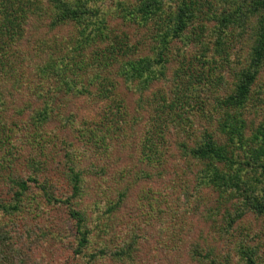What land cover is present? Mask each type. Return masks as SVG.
<instances>
[{"label":"rangeland","instance_id":"obj_1","mask_svg":"<svg viewBox=\"0 0 264 264\" xmlns=\"http://www.w3.org/2000/svg\"><path fill=\"white\" fill-rule=\"evenodd\" d=\"M118 1L122 6L139 2ZM93 4L100 9L99 14L107 18L111 38L117 37L123 43L131 44V49L139 45L142 49L146 47L142 45L152 42L150 23L147 28V25L140 26L134 16L122 19L115 0H94ZM111 14L115 15L112 19ZM70 31L71 26L52 30L45 22L31 18L20 40L15 43L17 53L8 55L7 72L0 70V129L9 134L8 140L0 142V158L4 159V167L0 170V201L6 205L17 204V209L0 207V264H84L87 252L85 255L74 253L79 236L69 211L75 209L84 214L83 228H93L99 217L110 223L107 221L109 213L104 212L110 203L114 209L111 215L116 223L113 224L114 230L119 229L121 238L135 233L138 248L133 264H197L190 255L192 244L204 246L211 243L216 245V252L226 253L228 238L230 241L243 239L256 245L260 263L264 264V217L245 214L234 222L233 237L215 230L224 224L223 207L218 214L208 213L217 205L218 193L199 185L197 173L204 164H195L192 157L180 148L181 143L193 146L206 129L207 120L199 114L193 116L194 123L189 131L182 133L172 127L159 135L148 132L147 112L142 119L134 121L141 106L137 104L138 94L114 78L112 82L116 89L109 97L103 98L99 96L101 87L91 81L92 72L81 68L80 74L68 72L74 85L62 88L63 94L57 95V103L51 105L48 120H38L35 111L42 109L45 94L43 80H39L42 73L39 64H44L41 54H47V58L63 55ZM48 37L50 40L46 39ZM59 40L62 45L56 46ZM75 44L71 43L68 48ZM182 53L186 54L182 47L174 49L168 67H176ZM172 73L167 72L144 90L145 105L148 98L156 101L166 93V83ZM228 77L232 79V74ZM263 84L264 71L255 86L259 89L264 87ZM207 86L211 87V84ZM218 92L221 95L227 93L224 87ZM202 97L210 108L213 95L204 89ZM261 102L264 103V99ZM117 104L126 111L122 117L125 130L119 128L116 131L115 127L112 138L101 141L99 135L105 133L103 125L107 120L105 108L114 109ZM263 108L255 110L254 104H248L247 121L257 123V119L263 117ZM89 129H92L93 136ZM147 136H151L156 144L154 157L162 158L159 164L148 162L142 154ZM72 165H77L84 176L81 196L71 194L67 171ZM12 177L30 178L19 201L13 198L12 191L16 187L10 181ZM40 185L47 187L54 197L48 198ZM120 187H125V195L121 194L123 188ZM65 199L66 203L63 202ZM230 204L227 202L225 206L234 212ZM138 225L142 227L137 229ZM237 259L238 256L234 261Z\"/></svg>","mask_w":264,"mask_h":264},{"label":"trees","instance_id":"obj_2","mask_svg":"<svg viewBox=\"0 0 264 264\" xmlns=\"http://www.w3.org/2000/svg\"><path fill=\"white\" fill-rule=\"evenodd\" d=\"M93 1L0 0V70L3 72L8 69V55L17 53L15 43L20 40L31 18L45 22L52 30L64 25L71 26L69 42L63 46L66 49L63 55L47 58V54H41L44 64H39L42 71L39 80H43L45 94L42 109L35 111L38 120L46 122L51 105L57 103V95L63 94L62 88L68 89L69 85H74L71 73L80 74L81 68L92 72L91 81L101 87L99 96L103 98L113 93L116 84L112 81L118 78L126 89L138 94L137 104L141 106L134 121L142 119L144 112H147L150 123L148 132L159 135L175 127L183 133L189 131L194 123V115L199 114L207 120L206 129L194 145L187 147L181 143L180 148L192 157L195 164H204L197 173L199 185L218 193L217 205L208 212L215 215L220 208H224V224L215 229L217 233L223 232L233 237L231 229L234 222L247 213L264 217V103L261 102L264 87L257 89L255 86L264 71V0H138L132 6H122L115 0L122 19L128 20L134 16L138 18L140 26L147 25V28L150 23L152 42L142 45L146 49H140V45L131 49V44L123 43L117 37L111 38L107 18L99 14L101 11ZM114 16L111 14V19ZM61 42L59 40L55 45L61 46ZM71 43L75 46L68 48ZM180 47L186 54L179 56L176 67H168L171 56L174 57L170 54ZM72 64L75 65L71 67ZM169 71L173 73L166 83V93L156 101L148 98L145 105L144 90ZM228 74H232V79H228ZM111 75L113 77L110 78ZM208 83L211 87L207 86ZM223 87L227 93L221 95L218 91ZM204 89L213 95L210 108L202 97ZM251 103L255 110L263 108V117L257 119V123L252 120L248 122L245 118L247 106ZM115 106L114 109L105 108L104 117L107 120L103 125L105 133L99 135L101 141L111 139L115 127L116 131L119 128L125 130L126 123L122 117L126 111L121 109L120 104ZM90 132L93 136L92 129ZM6 133L0 129V142L9 139ZM146 141L142 149L146 160L161 163V157H154V140L147 136ZM3 162L4 159L0 158V170L4 167ZM67 172L72 196H81L82 171L77 169V165H72ZM29 180L18 177L10 179L16 187L12 191L15 200H20ZM40 188L48 198L54 197L47 187L40 185ZM120 188H123L121 194L125 195V187ZM58 200L62 202V199ZM63 202L66 203V199ZM227 202H231L234 212L225 206ZM16 205H6L0 201L3 209H17ZM113 210L111 203L104 210L110 215L107 220L110 223L99 217L93 223V228H83L84 214L70 209L79 236L74 253L83 255L87 252L84 264L134 263L138 248L135 233L121 238L119 229L113 228V224H116L111 218ZM141 227L138 225L137 229ZM230 240L228 238L226 253L216 252V245L210 242L204 246L192 244L191 258L197 264H261L256 245L243 239ZM237 256L238 259L234 261Z\"/></svg>","mask_w":264,"mask_h":264}]
</instances>
